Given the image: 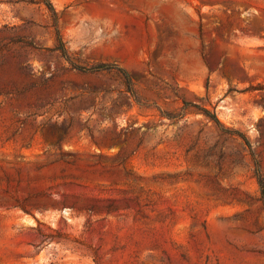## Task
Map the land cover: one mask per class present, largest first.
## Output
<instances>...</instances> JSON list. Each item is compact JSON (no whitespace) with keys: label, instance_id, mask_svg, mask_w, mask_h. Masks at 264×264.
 Here are the masks:
<instances>
[{"label":"rangeland","instance_id":"374dc122","mask_svg":"<svg viewBox=\"0 0 264 264\" xmlns=\"http://www.w3.org/2000/svg\"><path fill=\"white\" fill-rule=\"evenodd\" d=\"M254 155L264 0H0V264H264Z\"/></svg>","mask_w":264,"mask_h":264},{"label":"trees","instance_id":"16d2710c","mask_svg":"<svg viewBox=\"0 0 264 264\" xmlns=\"http://www.w3.org/2000/svg\"><path fill=\"white\" fill-rule=\"evenodd\" d=\"M45 4L49 7L50 10L54 11L55 12V9L52 5V3L50 1H44ZM58 38L61 42V50L63 52V54L65 56L68 57V52H67V49L66 47L64 46V43H63V40L61 39V35L58 33ZM71 62V65L74 69L78 70V71H82V72H100V71H111V70H117L119 71L122 76L124 77V80L126 82V85H127V88L129 91L131 92H134V89H133V80H132V77L129 73V71H127L126 69L120 67L119 65H117L116 63H99V64H96V65H80V64H76V63H73L72 61ZM191 105V103L189 102H185L184 104V107L185 106H189ZM183 107V109H184ZM200 110L206 115L208 116L211 120H213L219 127H221L224 131H227V132H230V133H235V134H240L243 139L245 140V142L250 145V142H249V139L247 137H245V135H242V133H240L239 131H236V130H230V129H226L225 127H223V124L222 122L220 121L218 115L216 114V112H211L209 109L207 108H200ZM163 115L167 116L168 118H171V119H179L180 117L183 116V113L179 114H174V113H166V112H163L162 113ZM254 163H255V174H256V178H257V181H258V184L260 186V190H261V194H262V198L264 200V166L261 165L260 161L255 157L254 155Z\"/></svg>","mask_w":264,"mask_h":264}]
</instances>
